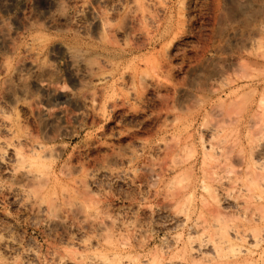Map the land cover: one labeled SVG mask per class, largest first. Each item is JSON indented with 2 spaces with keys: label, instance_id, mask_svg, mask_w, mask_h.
Here are the masks:
<instances>
[{
  "label": "rangeland",
  "instance_id": "rangeland-1",
  "mask_svg": "<svg viewBox=\"0 0 264 264\" xmlns=\"http://www.w3.org/2000/svg\"><path fill=\"white\" fill-rule=\"evenodd\" d=\"M262 161L264 0H0V264H264Z\"/></svg>",
  "mask_w": 264,
  "mask_h": 264
},
{
  "label": "bare ground",
  "instance_id": "bare-ground-1",
  "mask_svg": "<svg viewBox=\"0 0 264 264\" xmlns=\"http://www.w3.org/2000/svg\"><path fill=\"white\" fill-rule=\"evenodd\" d=\"M76 1H80V0H76ZM76 64V63H75ZM77 65V64H76ZM75 65V67H76V70L78 69V70H80L81 68H80V64L78 65V66H76ZM82 66V65H81ZM85 66V65H84ZM89 66V65H88ZM83 66H82V71H83ZM85 69H87L86 67H85ZM85 69H84V71H85ZM88 70V69H87ZM84 73V72H83ZM88 73V72H87ZM84 74H86V73H84ZM87 75V74H86ZM85 76V75H84ZM33 157H30V158H28V161L26 162V157H24L23 155L22 156H20V159H22V160H24L25 162H26V166H27V170H25V172H24V175H25V177H33V178H38V177H40V176H42V172H38V171H35V170H33V168H37L38 167V163H39V157H38V153L36 152V151H34L33 152ZM263 162V161H262ZM261 162V163H262ZM257 164V163H256ZM258 165V164H257ZM258 168H261V170L262 171H264V162L262 163V164H260V165H258ZM263 174V173H262ZM263 176V178H264V175H262ZM262 179V178H261ZM262 180H264V179H262ZM260 182L262 183L261 185L263 186L264 185V181L262 182L261 180H260ZM257 184H259L260 185V183H257ZM235 229V228H234ZM241 230V229H240ZM240 230H236L237 231V235H238V233L240 232ZM239 231V232H238ZM244 231V230H243ZM246 231V230H245ZM243 232V235H245V236H248V235H246V232ZM241 234H242V231H241ZM247 234H248V232H247ZM236 236V235H235ZM244 236V237H245ZM224 237V236H223ZM255 237V238H254ZM222 238V237H221ZM239 238V237H238ZM240 238H242V237H240ZM253 238H254V240H253V245H254V247H258L260 244H261V242L262 241H264V238L263 237H257V236H253ZM226 239H228V238H226V236H225V238H224V240H226ZM229 239H231V238H229ZM221 240V239H220ZM228 241H230V240H228ZM232 241V240H231ZM224 242V241H223ZM223 242H220V244L221 243H223ZM228 243V242H227ZM226 244V243H225ZM259 248V247H258ZM256 253H258L260 256L259 257H262V255H263V253H264V249L262 250H258V249H256V248H253V247H248L246 250H244V252H243V257H245L247 260L248 259H251V260H254V259H256L257 257H258V255L256 254Z\"/></svg>",
  "mask_w": 264,
  "mask_h": 264
}]
</instances>
